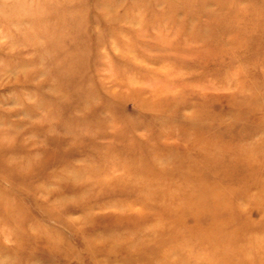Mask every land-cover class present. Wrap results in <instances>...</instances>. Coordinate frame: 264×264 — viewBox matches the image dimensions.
<instances>
[{"label":"rangeland","instance_id":"rangeland-1","mask_svg":"<svg viewBox=\"0 0 264 264\" xmlns=\"http://www.w3.org/2000/svg\"><path fill=\"white\" fill-rule=\"evenodd\" d=\"M0 264H264V0H0Z\"/></svg>","mask_w":264,"mask_h":264}]
</instances>
